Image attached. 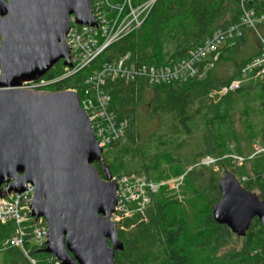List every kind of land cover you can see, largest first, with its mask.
Segmentation results:
<instances>
[{
    "label": "trees",
    "instance_id": "16d2710c",
    "mask_svg": "<svg viewBox=\"0 0 264 264\" xmlns=\"http://www.w3.org/2000/svg\"><path fill=\"white\" fill-rule=\"evenodd\" d=\"M245 6L254 10L260 19L257 30L264 34V0H246ZM242 13L239 0H156L139 28L112 43L90 65L46 89L79 87L81 94V88H86V77L104 63L127 54L128 63L135 66L162 67L181 61L217 29L239 23ZM248 31L256 34L243 26L241 36L224 43L217 60L212 55L208 57L200 74L186 81L149 84L142 77L116 78L104 85L110 98L109 110L119 122H126L124 136L131 140V144L124 145L123 136L109 146V154L104 152L113 175L144 174L150 181L160 183L192 167L183 188L187 199L179 201L163 184L153 193L145 210L148 221L142 218L146 214H137L118 224L125 248L117 251V264H264V228L258 218L252 221L245 236H238L213 217V207L221 198L219 181L227 172H233L246 189L259 192L264 200V155L240 167L226 157L233 151L244 155L243 144L250 154L251 144L259 138L264 140V80L253 74L241 76L243 67L260 52L259 40V50L250 46L243 52L241 45L248 42ZM221 66L232 68L231 73V69L226 67L223 71ZM66 72V66L59 62L45 78L53 79ZM235 79L242 80L240 87L221 94L222 88ZM149 92L150 114L161 118L163 128L151 137L152 144L135 147L139 136L138 108ZM113 148L120 149L118 155L110 153ZM206 157L216 159L221 171L199 167L198 163ZM94 166L104 178V165L96 162ZM127 166L131 167L124 171ZM244 176L247 180H242ZM184 203L190 205L189 210L184 209ZM139 217L143 222L136 223ZM133 222L136 225L132 230H121ZM14 229L12 221L0 223V264H28L18 256L17 248L3 246ZM231 241L237 246L223 251ZM31 253L45 264L51 256L37 249Z\"/></svg>",
    "mask_w": 264,
    "mask_h": 264
},
{
    "label": "water",
    "instance_id": "95a60500",
    "mask_svg": "<svg viewBox=\"0 0 264 264\" xmlns=\"http://www.w3.org/2000/svg\"><path fill=\"white\" fill-rule=\"evenodd\" d=\"M71 15L95 26L91 0H0V196L35 187L32 216L48 224L47 246L62 264H117L124 250L112 220L118 183L105 161L77 91L23 87L59 62L72 67ZM104 165L100 176L94 163ZM215 221L245 236L253 219L264 228V200L233 172L219 181Z\"/></svg>",
    "mask_w": 264,
    "mask_h": 264
},
{
    "label": "built area",
    "instance_id": "2783aa9c",
    "mask_svg": "<svg viewBox=\"0 0 264 264\" xmlns=\"http://www.w3.org/2000/svg\"><path fill=\"white\" fill-rule=\"evenodd\" d=\"M239 1L243 9L240 22L217 29L203 44L189 51L183 60L162 67L135 66L128 63L129 54H127L117 60L104 63L98 71L86 77L83 80V86L86 88H81V94L78 91L79 87L66 88L79 93L81 105L88 114L99 145L104 151L124 136L127 125L125 121L119 122L116 115L109 110L110 98L103 88L109 79L132 80L142 77L149 84L186 81L188 78L200 74L208 57L212 55L214 61L217 60L224 43L231 38L241 36L242 27L245 26L256 32L260 42V52L243 67L241 76L246 78L249 74H253L264 80V34L257 30L256 25L260 19L255 16L254 10L245 6L246 0ZM155 2L156 0H91L92 13L96 20L95 26L78 24L75 16L71 15V28L67 42L71 48L72 67L66 66L67 72L62 76L53 79L44 76L38 81L25 83L23 87L37 90L46 89V87L53 86L90 65L112 43L139 28ZM1 45L2 37L0 36V49ZM209 65L213 66V63ZM241 83V79H235L223 87L220 93L226 94L228 91L235 90L240 87ZM232 148H234L233 145ZM258 155H264V144L260 140L253 144L252 153L241 155L233 151L226 157H230L234 165L240 167ZM203 159L207 165L216 160L212 157ZM185 174L160 183L150 181L137 174L112 175V179L118 183V202L112 220L118 225L125 218L145 214L147 206L152 201L153 193L157 192L163 184L168 185L172 194L179 201H184ZM262 178L264 180V174ZM242 180H247V177H242ZM10 185L11 183H4L1 186L0 223L6 224L12 221L15 224V229L13 234L4 241L3 246L19 248L28 256L32 264H45L33 257L31 253L35 249L43 251L47 246L48 231L47 221L43 217L32 216L31 204L35 187L29 183L23 192L18 193L9 192ZM50 255L45 261L47 264H62L59 259Z\"/></svg>",
    "mask_w": 264,
    "mask_h": 264
},
{
    "label": "rangeland",
    "instance_id": "374dc122",
    "mask_svg": "<svg viewBox=\"0 0 264 264\" xmlns=\"http://www.w3.org/2000/svg\"><path fill=\"white\" fill-rule=\"evenodd\" d=\"M249 33V38H248V42L245 43V44H242L241 45V48L243 50V52L247 49V47H252L253 49L255 50H259V42H258V38H257V35L253 32V31H248ZM243 54V53H242ZM225 66V65H224ZM224 66H221L222 70L224 71V69L226 70V67L228 69H231L229 70V73H231L232 71V68H230L229 66H226L224 68ZM151 97H152V93H146L145 97H144V100H143V103L139 106L138 108V112H139V117H138V120L136 122V127H137V130L139 132V136L137 137V141H136V145H143L145 146L146 144H152V139L151 137L154 135V134H157L159 129L163 128V125H162V121H161V118L157 115V114H150V108H151ZM121 142H124L125 144L124 145H127V144H131V140L127 139L126 137V134L125 136L123 137V139L121 140ZM108 150H105V154H109V152H107ZM115 153V155H118L119 152H120V149L119 148H113L112 151H110V153ZM227 158H230V157H227ZM205 159H202L198 164H199V167H212L215 171H221L220 170V166H218L216 164V160L215 162H211V164L207 165L206 163H204ZM232 164L234 165L233 161H231ZM249 166V165H248ZM131 166H127V168H123L124 171L130 169ZM189 168V167H188ZM187 168V169H188ZM192 169L189 168L185 174V177L187 175V173ZM122 170V169H121ZM131 174H134V173H131ZM137 174V173H135ZM226 174V173H225ZM223 174L222 177L225 175ZM144 177H146L148 180H150L148 178V176L142 174ZM206 175H210V173H206ZM184 177V182H183V188L185 187V182H186V179ZM207 180V179H206ZM255 192V191H254ZM257 193L260 197V193L259 192H255ZM187 199V195H184ZM184 209L185 210H189L190 209V205L188 203H184ZM145 216H143L142 218L144 219V221H148V214H147V211L145 212ZM134 219V218H132ZM143 219H141V217H139L138 221L136 223H139V222H143ZM135 222H133V224H130V225H126L124 228H122L121 230H124V232H129L130 230H132V228L135 227ZM237 245H239L240 243V239H237ZM236 244H233V242L231 241V244L228 245L227 247H223L222 250L223 251H226V250H229L231 249L233 246H237ZM19 251H17V254L18 256H20V258L23 260V262H28V264H32L30 262V259L28 258V256L22 251L20 250L19 248H17Z\"/></svg>",
    "mask_w": 264,
    "mask_h": 264
},
{
    "label": "crops",
    "instance_id": "0c3cea01",
    "mask_svg": "<svg viewBox=\"0 0 264 264\" xmlns=\"http://www.w3.org/2000/svg\"><path fill=\"white\" fill-rule=\"evenodd\" d=\"M260 140H261V142H263V144H264V140H262L261 138H259ZM244 145V149H245V154H247V153H249V151H248V149H247V146L245 145V144H243ZM250 148H253V144H251V147ZM251 150V149H250Z\"/></svg>",
    "mask_w": 264,
    "mask_h": 264
},
{
    "label": "flooded vegetation",
    "instance_id": "af4514ba",
    "mask_svg": "<svg viewBox=\"0 0 264 264\" xmlns=\"http://www.w3.org/2000/svg\"><path fill=\"white\" fill-rule=\"evenodd\" d=\"M101 163V162H100ZM254 220V219H253Z\"/></svg>",
    "mask_w": 264,
    "mask_h": 264
}]
</instances>
